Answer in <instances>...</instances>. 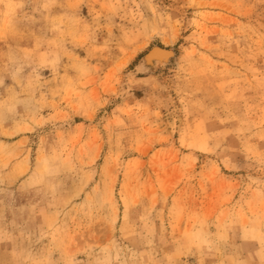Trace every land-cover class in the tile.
<instances>
[{
    "label": "rangeland",
    "instance_id": "374dc122",
    "mask_svg": "<svg viewBox=\"0 0 264 264\" xmlns=\"http://www.w3.org/2000/svg\"><path fill=\"white\" fill-rule=\"evenodd\" d=\"M0 79V262L261 264L264 0H0Z\"/></svg>",
    "mask_w": 264,
    "mask_h": 264
},
{
    "label": "snow or ice",
    "instance_id": "6c2138e0",
    "mask_svg": "<svg viewBox=\"0 0 264 264\" xmlns=\"http://www.w3.org/2000/svg\"><path fill=\"white\" fill-rule=\"evenodd\" d=\"M3 83H4L3 79H0V84H3ZM21 191L23 192L24 189H22ZM40 214L42 215L43 213H40ZM0 241L8 242L12 246L16 244L15 238L7 233L0 235ZM102 251H104V249H102ZM258 254L261 256V264H264V235H262L260 239V251ZM0 264H5V262H0ZM48 264H57V262L54 260H49ZM72 264H75V262L73 261ZM88 264H110V262L106 260L98 259L96 261H89ZM224 264H228V262H224ZM232 264H249V262L235 260V261H232Z\"/></svg>",
    "mask_w": 264,
    "mask_h": 264
},
{
    "label": "bare ground",
    "instance_id": "6f19581e",
    "mask_svg": "<svg viewBox=\"0 0 264 264\" xmlns=\"http://www.w3.org/2000/svg\"><path fill=\"white\" fill-rule=\"evenodd\" d=\"M150 55V54H149ZM152 57H157V58H165L167 56V52L165 50H162L160 48H154L151 52Z\"/></svg>",
    "mask_w": 264,
    "mask_h": 264
}]
</instances>
